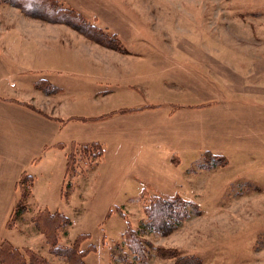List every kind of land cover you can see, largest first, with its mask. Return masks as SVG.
<instances>
[{"label":"rangeland","instance_id":"obj_1","mask_svg":"<svg viewBox=\"0 0 264 264\" xmlns=\"http://www.w3.org/2000/svg\"><path fill=\"white\" fill-rule=\"evenodd\" d=\"M62 2L117 33L129 52L0 3V243L67 264L33 222L47 208L72 220L61 245L88 234V264H126L120 241L144 221L152 193L180 194L196 211L145 239L203 264H264V0ZM74 46L95 67L79 66ZM90 73L94 83L82 77ZM40 78L64 91L40 90ZM74 142L102 150H78L66 177ZM24 171L32 196L8 227ZM147 251L138 264H177Z\"/></svg>","mask_w":264,"mask_h":264},{"label":"trees","instance_id":"obj_2","mask_svg":"<svg viewBox=\"0 0 264 264\" xmlns=\"http://www.w3.org/2000/svg\"><path fill=\"white\" fill-rule=\"evenodd\" d=\"M0 3H8L18 7L25 15L32 18L42 19L49 22H60L73 28L75 31L86 36L88 39L115 49L121 52H129L125 47L124 42L117 33L110 32L103 27H100L89 20V18L74 8L62 2V0H0ZM35 85L40 90L54 94L61 87L54 84L47 78H40L35 82ZM18 103L33 109L37 112L45 114V111L35 106L32 102L18 100ZM124 110H127L124 109ZM62 147L64 145L60 143ZM88 146H99L97 142L90 144L72 143L71 152L66 154V177L70 176L74 171L77 163H72L74 155L81 148ZM101 149V147H100ZM102 150V149H101ZM225 163V160H223ZM34 182V177L25 171L21 173L17 186L20 189V198L13 207L10 217L7 221V226L11 225L14 217L23 215L28 208V202L32 196L31 190ZM154 197L149 205L145 207L146 218L142 220L138 229L127 226L125 236L121 239V247L127 250L124 257L126 264H138L146 262L150 258L149 250H154L157 255L162 258H175L177 264H203V259L195 254H182L178 248H161L155 247L152 242L144 238V235L149 233H158L167 235L180 227L186 222L193 211H196L197 204L187 200L180 194H163L152 193ZM144 197H147L144 195ZM33 222L38 230L42 231L49 250L58 256L65 257L67 264H88L84 260L86 253L93 249L94 244L91 243L87 249L81 248V242L88 234H80L76 237V241L72 246H64L59 242L60 235L68 232V227L72 224L69 216L59 211H51L47 208L39 209L33 216ZM117 247L112 248L111 253L116 254ZM132 254L133 259L129 257ZM135 260V262H134ZM0 264H53L48 258L44 257L31 247H18L9 241L0 243Z\"/></svg>","mask_w":264,"mask_h":264},{"label":"crops","instance_id":"obj_3","mask_svg":"<svg viewBox=\"0 0 264 264\" xmlns=\"http://www.w3.org/2000/svg\"><path fill=\"white\" fill-rule=\"evenodd\" d=\"M74 52H75V54H76V57H74V61L76 62V63H78L77 61L78 60H84V62L86 63V67H88V65H92V64H94V67H95V60H88V59H90V58H88L87 56H82L81 58L77 55L78 53H79V51L76 49V47L74 46ZM76 58V59H75ZM92 61H94V62H92ZM75 62H73V63H75ZM79 64V66L81 65L80 63H78ZM106 64H108V62H106V63H104V65L106 66ZM103 65V66H104ZM63 69H61V70H58V72L59 73H63ZM90 74H92V73H90ZM102 74L104 75V77H103V81H104V84H106V81H105V76H106V70H104L103 69V72H102ZM94 75H96V74H92V75H82V77L84 78V80H89V81H91L92 83H94L95 82V79H94ZM71 78H78V76L75 74V72L73 71L72 72V77ZM79 79V78H78ZM263 81H264V79H263ZM36 82V81H35ZM61 87V86H60ZM62 88V90L61 91H59V92H63L64 91V88L63 87H61ZM20 104V103H19ZM22 107H25L24 105H21Z\"/></svg>","mask_w":264,"mask_h":264}]
</instances>
